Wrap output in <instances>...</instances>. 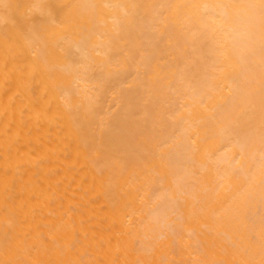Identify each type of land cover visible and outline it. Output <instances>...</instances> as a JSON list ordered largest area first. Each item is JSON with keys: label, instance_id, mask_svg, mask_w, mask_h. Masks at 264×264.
<instances>
[{"label": "bare ground", "instance_id": "6f19581e", "mask_svg": "<svg viewBox=\"0 0 264 264\" xmlns=\"http://www.w3.org/2000/svg\"><path fill=\"white\" fill-rule=\"evenodd\" d=\"M0 264H264V0H0Z\"/></svg>", "mask_w": 264, "mask_h": 264}]
</instances>
